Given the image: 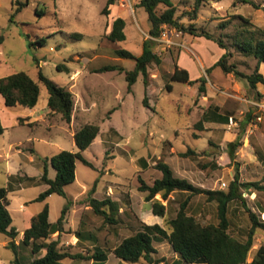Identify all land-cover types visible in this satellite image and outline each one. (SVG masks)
Returning a JSON list of instances; mask_svg holds the SVG:
<instances>
[{
    "label": "rangeland",
    "instance_id": "1",
    "mask_svg": "<svg viewBox=\"0 0 264 264\" xmlns=\"http://www.w3.org/2000/svg\"><path fill=\"white\" fill-rule=\"evenodd\" d=\"M108 1L0 0V36L4 37L0 45V78L26 72L39 81L41 66L46 77L68 90L73 87L77 94L70 124L60 114L48 110L49 93L42 83L36 114L29 108L6 107L0 102L5 128L0 136V188L8 186L11 175L17 177L8 196L13 226L21 233L17 244L30 218L42 211L45 204L50 208V222L56 223L65 206L71 203L63 232L51 236L52 240L59 239L60 250L91 256L99 249L108 255L105 264H132L117 258L114 249L141 230L143 224H159L169 229V220L189 196L173 193L169 201L163 200L166 215H153L152 202L146 201L147 193L139 189V176L152 185L162 175L156 168L158 163H167L177 178L206 190H227L236 174L242 183L264 182V106H260L264 103V85L251 88L246 77L255 72L258 61L235 44V36L242 29L240 16L253 24L252 29L264 28V0H248L258 8L239 0L206 2L197 13L196 0H172L179 24L192 26L198 32L206 31L221 40L226 49L213 40L174 28H169L173 44L160 42L150 35L152 26L148 13L139 6L141 0H118V6L111 8V5L109 15H105L102 12ZM20 2L27 5L16 13ZM165 9L160 4L158 13ZM117 16L126 18V40L114 44L105 37L112 30L111 20ZM76 33L81 36H73ZM40 38L46 39L45 46H31V42ZM146 39L154 41V51L162 63L149 65L147 85L140 74L129 92L126 73L135 69L136 60L117 57L115 48L140 56ZM226 52L227 63L235 65L242 76L227 74L221 67L206 73ZM178 64L190 70L191 80L206 79L205 93L199 90L201 82L189 85L170 81ZM58 65L63 71L58 70ZM106 65H117L124 72H98ZM259 72L264 75V63ZM168 84L171 91L166 88ZM90 85L106 92L96 98L95 104L85 92ZM145 97L149 107L144 104ZM220 115L228 121L218 120ZM18 117L25 118L17 122ZM86 124L100 128L96 140L83 153L94 168L78 161L76 180L66 187V196L54 194L44 202L35 201L47 186L27 187V180L19 186L18 179L40 178L44 173L43 159L61 150L77 152L74 134ZM238 137L241 144L232 160L228 144ZM49 176H56L52 167ZM92 189L95 192L91 193ZM242 194L247 208L264 221V194L246 189H242ZM90 198L116 202L119 211L112 216L114 222L96 215ZM187 212L203 226L219 223L217 203L208 201L204 194L191 198ZM228 217L230 234L246 241L252 223L240 200L230 204ZM78 233L84 238L79 240ZM9 241L0 233V264H13L15 259L14 252L7 248ZM261 245L264 229L260 228L246 264L252 262ZM154 247L157 264H185L169 242L155 241ZM20 255L27 260L33 258L30 247H22ZM64 262L93 264L88 259L66 258ZM134 264L149 263L141 259Z\"/></svg>",
    "mask_w": 264,
    "mask_h": 264
},
{
    "label": "trees",
    "instance_id": "2",
    "mask_svg": "<svg viewBox=\"0 0 264 264\" xmlns=\"http://www.w3.org/2000/svg\"><path fill=\"white\" fill-rule=\"evenodd\" d=\"M118 0H109L107 6L103 10V14L109 15L110 6ZM223 0H196L194 12L197 13L201 4L206 2H220ZM245 4H251L258 8L253 1L239 0ZM164 4L166 9L162 13H158V7ZM18 13L27 3H18ZM140 7L144 8L148 13L151 23L150 35L153 38H159L162 27L170 28L189 33L198 38L213 40L221 48L226 49L221 40L215 39L206 31L198 32L194 27H185L179 24L176 18V7L172 0H141ZM13 15V17L16 15ZM12 17V21H13ZM197 17V14H196ZM242 21V29L235 36V44L243 53L253 56L257 59V67L252 75L247 76L251 88L256 89L259 84L264 85V75L259 72L261 64L264 63V28L252 29L253 24L244 17H239ZM126 21L123 18L115 19L111 32L105 37L107 40L116 44L126 40ZM73 36L80 37L76 33ZM4 42V37L0 36V45ZM47 43L45 38L31 42V46H45ZM115 53L119 58L135 59L136 67L134 70L126 73L128 81V90L132 92L134 84L140 74L144 75V82L147 85L148 67L155 63L160 65L162 59L154 51V41L146 39L143 44V52L140 56H135L132 52L115 48ZM229 53H225L221 59L212 67L206 70L210 73L217 67H221L227 74H235L242 76L236 69V66L227 63ZM59 71H63L61 66H57ZM67 70V69H66ZM109 71L124 72L122 67L117 65H106L100 69V73ZM39 81H36L26 72H18L10 76L0 78V95L5 100L7 107L23 106L25 108L34 109L41 97L42 83L48 90V108L54 114H60L62 119L70 124L73 119L75 99L73 93L67 88L58 85L53 80L46 77L39 67ZM171 82H182L193 84L201 82L199 90L205 93V78L196 81L190 79V74L186 69L176 66L170 77ZM171 91V85L166 86ZM145 106L149 107L147 97L144 99ZM251 115L248 117L250 120ZM22 118L19 119L21 121ZM218 120L222 122L228 121L227 118L219 116ZM209 121V118H206ZM202 125V121L198 123ZM5 133L0 116V136ZM100 134L99 126L95 124H86L82 126L74 134L77 152L61 150L51 158L43 159L44 173L40 178L25 176L24 179H18V185H23L27 180V187L45 184L47 189L35 199L38 202H44L51 195L57 194L66 196V187L76 180L77 162L81 161L84 165L94 168V165L84 157V152L92 145ZM240 137L234 142L228 144L229 156L235 159V150L240 145ZM35 153V150H32ZM189 153H185L187 156ZM144 162V161H143ZM50 167L55 169L56 176H49ZM161 172V177L156 179L152 185L147 184L141 176H139L140 191L146 192V201L152 202V213L155 216L164 217L167 212V205L163 204V200L169 201L170 196L175 192L189 193V196L181 203L180 208L174 218L169 220V229H165L159 224L147 225L143 224L142 229L132 236L125 238L115 249L114 255L126 263H138L141 259H145L149 264H157L153 257L156 252L154 247L155 241H167L171 244L174 251L179 255L180 261L185 264H246L254 245V238L258 229H264V221L258 214L248 209L242 194V189L255 190L264 194V182L255 181L242 183L239 175L236 174L234 180L229 184L227 190H206L194 186L186 179L177 178L172 168L164 162L156 165ZM17 179L14 175L9 178L7 187L0 188V233L6 235L10 241L7 248L11 249L15 254L13 264H66L64 260L71 258L93 260V264H105L108 255L97 249L91 256L83 254L64 253L59 248V239L52 240L51 236L56 233L63 232V225L71 203H68L62 211V215L56 223L50 222V208L45 204L42 211L34 215L31 219V225L24 231L22 239L16 243L20 232L13 226V218L8 209L9 193L13 191V180ZM95 192L92 189L91 193ZM204 194L208 201L217 203V215L219 223L217 225H201L193 216L189 215L187 210L191 198L195 195ZM160 196L161 199L157 197ZM240 200L247 212L252 226L249 230L246 241H241L233 237L230 232V220L228 217L229 206L232 202ZM90 206L96 215L104 217L107 222H114L112 216L119 211L118 204L111 199L99 200L90 198ZM110 211H108L106 208ZM79 240L84 238L78 233ZM22 247H30L33 258L27 260L20 255ZM43 251H46L44 254ZM250 264H264V245H261Z\"/></svg>",
    "mask_w": 264,
    "mask_h": 264
},
{
    "label": "crops",
    "instance_id": "3",
    "mask_svg": "<svg viewBox=\"0 0 264 264\" xmlns=\"http://www.w3.org/2000/svg\"><path fill=\"white\" fill-rule=\"evenodd\" d=\"M115 6H118V4H117V2L115 3V4H113L112 6H111V8H113V7H115ZM110 11H111V9H110ZM117 18H123V19H125L126 20V18L125 17H122V16H117V17H115V18H113L112 20H111V27L113 26V23H114V21H115V19H117ZM199 60H200V63H201V66H202V68L203 69H206V66H205V64H204V62H203V60L201 59V58H199ZM178 66L180 67V68H182V69H185V68H183L180 64H178ZM188 72H189V74H190V70H188V69H186ZM174 72V71H173ZM190 79H191V74H190ZM199 79V78H198ZM193 81V80H192ZM193 84H195V83H193ZM193 84H189V85H193ZM98 88H100V89H102V90H100V89H98ZM105 89L104 88H101V87H97L96 85H90V86H88V87H86V90H85V92H87V94H88V98H90V102L91 103H93V104H95L96 103V98L97 97H99V96H102V95H104V94H106V92L104 91ZM70 91L73 93V95H77L76 94V92L73 90V87L70 89ZM1 97H2V95H0ZM0 97V102L2 103V104H5V100H4V98L2 97L1 98ZM123 100H125V98H123ZM5 106H6V104H5ZM7 107V106H6ZM38 105L34 108V109H31L32 110V112L31 113H37V111H38ZM42 110V109H41ZM48 110H50L49 108H48ZM20 118H25V117H18L17 119V122L19 121V119ZM33 217V216H32ZM32 217L30 218V224L28 225V227L31 225V219H32ZM24 234V233H23ZM22 234V235H23ZM20 235H21V233H20Z\"/></svg>",
    "mask_w": 264,
    "mask_h": 264
},
{
    "label": "built area",
    "instance_id": "4",
    "mask_svg": "<svg viewBox=\"0 0 264 264\" xmlns=\"http://www.w3.org/2000/svg\"><path fill=\"white\" fill-rule=\"evenodd\" d=\"M169 28L170 27H168L166 25L162 27L161 35H160L159 38H157L158 41L163 42V43L165 42V43H172L173 44V42H171V39H170V30H169ZM260 106L263 107L264 103L262 105H260Z\"/></svg>",
    "mask_w": 264,
    "mask_h": 264
}]
</instances>
